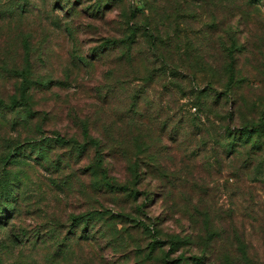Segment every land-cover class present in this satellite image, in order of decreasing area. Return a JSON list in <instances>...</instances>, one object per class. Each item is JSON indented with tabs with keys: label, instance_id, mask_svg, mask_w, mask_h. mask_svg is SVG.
Here are the masks:
<instances>
[{
	"label": "rangeland",
	"instance_id": "rangeland-1",
	"mask_svg": "<svg viewBox=\"0 0 264 264\" xmlns=\"http://www.w3.org/2000/svg\"><path fill=\"white\" fill-rule=\"evenodd\" d=\"M257 125L264 0H0V264H264Z\"/></svg>",
	"mask_w": 264,
	"mask_h": 264
},
{
	"label": "trees",
	"instance_id": "trees-1",
	"mask_svg": "<svg viewBox=\"0 0 264 264\" xmlns=\"http://www.w3.org/2000/svg\"><path fill=\"white\" fill-rule=\"evenodd\" d=\"M27 76H28V74H23V77H25V78H27ZM23 101V100H22ZM21 104V106H26L27 105V101H23V102H18V101H16V100H14L13 101V105H16V104ZM262 128H264V125H257V126H251V128L250 129H252V131H255V132H258V131H262ZM57 136H58V140H60L62 143H68V141L64 138V137H61L60 135H58L57 134ZM233 145H235V144H233ZM17 148H20V146L18 145V147ZM3 187H4V189H6V190H4L2 193H6L7 194V191H8V189H10V187H9V183L8 182H6L5 181V183H4V185H3ZM2 196V195H1Z\"/></svg>",
	"mask_w": 264,
	"mask_h": 264
}]
</instances>
